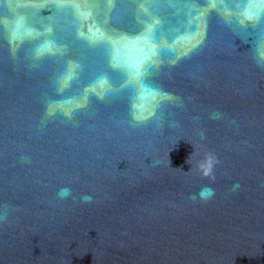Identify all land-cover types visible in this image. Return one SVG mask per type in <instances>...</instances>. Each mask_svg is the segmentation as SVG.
Returning a JSON list of instances; mask_svg holds the SVG:
<instances>
[{
	"label": "water",
	"instance_id": "95a60500",
	"mask_svg": "<svg viewBox=\"0 0 264 264\" xmlns=\"http://www.w3.org/2000/svg\"><path fill=\"white\" fill-rule=\"evenodd\" d=\"M0 264H264V0H0Z\"/></svg>",
	"mask_w": 264,
	"mask_h": 264
},
{
	"label": "clouds",
	"instance_id": "9594fccd",
	"mask_svg": "<svg viewBox=\"0 0 264 264\" xmlns=\"http://www.w3.org/2000/svg\"><path fill=\"white\" fill-rule=\"evenodd\" d=\"M57 194H58V196L60 198H66V197H68L71 194V190L69 188H61V189L58 190ZM200 195L202 197H207V196L214 195V190L206 186V187L201 189ZM91 199H92V197L89 196V195L82 196V200L84 202H90Z\"/></svg>",
	"mask_w": 264,
	"mask_h": 264
}]
</instances>
